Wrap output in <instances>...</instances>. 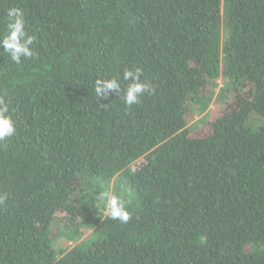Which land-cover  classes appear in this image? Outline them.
Wrapping results in <instances>:
<instances>
[{"label":"trees","instance_id":"trees-1","mask_svg":"<svg viewBox=\"0 0 264 264\" xmlns=\"http://www.w3.org/2000/svg\"><path fill=\"white\" fill-rule=\"evenodd\" d=\"M13 6L37 55L17 65L0 46L16 121L0 264H264V0H0V34ZM137 67L152 85L137 104L123 80L95 96L98 76ZM218 79L224 106L194 134ZM103 189L129 201L127 223Z\"/></svg>","mask_w":264,"mask_h":264},{"label":"clouds","instance_id":"clouds-1","mask_svg":"<svg viewBox=\"0 0 264 264\" xmlns=\"http://www.w3.org/2000/svg\"><path fill=\"white\" fill-rule=\"evenodd\" d=\"M6 25L3 34H0V46L3 53L15 64H20L22 60L34 58L37 55L35 50L36 35L29 34L25 12L20 7H9L6 10ZM142 69L126 68L123 70L122 77L118 74L112 77L98 76L95 79L93 88L96 97L106 98L109 94L122 91L121 80L127 81L123 88V101L128 107L139 102V98L152 91V85L143 80ZM16 134V121L13 118L9 104L0 98V141L5 138L13 137ZM6 199L5 195H0V204ZM97 200L103 209L106 217L112 220H119L121 223H127L131 214L128 211V203L124 197L111 191L103 189L97 193Z\"/></svg>","mask_w":264,"mask_h":264},{"label":"rangeland","instance_id":"rangeland-1","mask_svg":"<svg viewBox=\"0 0 264 264\" xmlns=\"http://www.w3.org/2000/svg\"><path fill=\"white\" fill-rule=\"evenodd\" d=\"M223 84H224V82L222 83V79H218V83H216V86H214L215 93L218 94L220 88H222V90H223V87H222ZM227 96H228V94L224 93V91L220 92L217 97L215 94V99H214L213 103L211 104V106L209 107V109L207 110V112L205 114H201V115H199V114L194 115V117H193L194 118V121H193L194 126L192 129V133L197 134V135H201V134H205L206 132H208L210 130V124L206 121L215 119L217 117L220 110H222V106H224L223 103H225L224 100L227 98ZM203 119H205L206 123L204 122ZM75 243L76 242L68 241L66 239L62 241L63 247L66 250L73 247L75 245Z\"/></svg>","mask_w":264,"mask_h":264}]
</instances>
